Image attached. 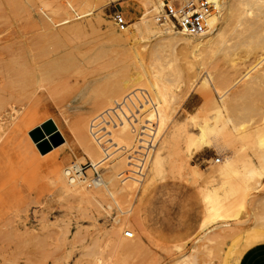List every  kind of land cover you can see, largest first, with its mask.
<instances>
[{
  "label": "rangeland",
  "instance_id": "obj_1",
  "mask_svg": "<svg viewBox=\"0 0 264 264\" xmlns=\"http://www.w3.org/2000/svg\"><path fill=\"white\" fill-rule=\"evenodd\" d=\"M96 1L0 0V38L9 39L8 47L15 45L6 64L13 63L17 71L23 67L20 62H28L17 71L22 74H12L7 66L0 76V107L8 106L14 115L5 118L0 112V264H240L258 246L240 258L251 243L240 228L250 234L264 229V177L261 185L251 186L245 174L259 167L264 152L255 142L242 148L234 140L237 125L250 130L263 125L264 49L241 42L238 33L245 26L231 22L223 38L187 53L143 32L139 18L158 15L147 13L140 5L143 0L100 7ZM116 11L125 15L132 42L115 28ZM158 27L164 31L167 26ZM258 28L264 35V22ZM19 46L23 50L18 51ZM60 51L69 57L55 59ZM138 89L153 97L155 111H148L142 122H156L159 138L147 175L141 182L123 181L120 175L128 169L129 153L112 148L104 185L82 183L87 190L101 191L96 202L65 194L62 180L70 178L65 169L97 165L104 156L93 137L94 121ZM49 118L57 121L68 144L44 158L27 132ZM216 120L225 124L226 139L231 136L233 150L219 149L225 154L213 147L197 149L199 144L184 134L174 138L176 125H186L188 134L198 138L199 126H212ZM111 132L119 147L137 146V133L127 123ZM230 152L237 156L236 172L225 176L220 172ZM179 158L203 171L205 179L177 171ZM92 175L89 170L87 178ZM212 186H223V205L233 204L232 217L225 219L229 227L214 229L206 199ZM235 192L239 195L233 200ZM128 231L134 239L126 237Z\"/></svg>",
  "mask_w": 264,
  "mask_h": 264
},
{
  "label": "bare ground",
  "instance_id": "obj_2",
  "mask_svg": "<svg viewBox=\"0 0 264 264\" xmlns=\"http://www.w3.org/2000/svg\"><path fill=\"white\" fill-rule=\"evenodd\" d=\"M129 1L132 2L131 0H97L96 2H98V4H99L98 7H100V5H103L104 6L106 4H119V3L129 2ZM156 1H157V3L155 2V0H143L142 4L140 3V5L144 8V10L147 11V13H148V11L151 10L153 13H156V15L158 14L157 17H155L153 20L152 19L151 20L148 19V17H147L148 14H147V16L146 15L141 16L139 18V20H142V22H141V25H142L141 29H143V32H145L146 34L155 36L159 40L160 43H163V44L166 43L167 44L166 46H168L170 48L175 49L177 47H181L182 50H184V51H186L188 53V52L197 51V50H199L203 46H211V45H213L216 42L215 41L216 38L217 39L218 38H223L225 36V29H226V27L231 22H233L236 25L238 24L239 26L240 25L245 26V29H243L242 31L240 29L239 30L240 32L238 33V37H239V39H240L241 42L244 43V42H247V41H252L253 43H256L257 44V47L258 48L259 47H262L264 49V35L261 32H259V30H258L259 29L258 28V25L260 23L264 22V0H218L216 2L217 3V13L216 14H212V16L210 18V29H209V31H208L207 34H205V35H203L201 37L186 36V35H184L182 33L179 34L180 32H178L175 29H173V27H169L167 25H166L167 27L164 29V31L161 30V27L160 28L158 27V23H159L158 22V19H159L160 15L162 14L163 0H156ZM42 2H43V0H42ZM226 6H228V13L225 15L226 18H223L224 10L226 9V11H227ZM38 11H40V10H38ZM46 19H47V17H46ZM76 19H80V18L77 17ZM76 19H73V20L76 21ZM76 22H78V21H76ZM71 23H73V21ZM76 24L77 23H75L74 25H76ZM75 27H77V25ZM82 27L84 28V26H82ZM108 27H109V25H108ZM174 31H176V32H174ZM11 32L12 31H10V33ZM0 33H2V32H0ZM32 33H35V32H32ZM27 35L30 36V34H27ZM121 35L127 41H131V39H130V31L127 30L125 33H122ZM133 37H134V35H133ZM8 40H7V42H8ZM134 40H135V38H134ZM172 40H177V41L174 42ZM60 41H61V39H60ZM62 41H64V40L62 39ZM7 42H5V39L3 40V39L0 38V73H1L0 76L5 73V72L3 73L1 71L4 70V68L8 66L7 65L8 63L7 62H10L11 61V58H10V61L7 60L9 58V55H10L9 52L12 50V48H15V45L13 47L12 44H11L12 46L8 47L10 44L7 45ZM56 42L58 44L59 43V40L56 41ZM252 42H250V43H252ZM11 43H13V42H11ZM71 43H69V44H71ZM243 43H242V45H243ZM26 46L29 47L28 45H26ZM161 46L163 48V45H161ZM27 47H24V51L25 52L26 51L29 52L28 50H25ZM58 47H60V46H58ZM17 49H18V51L19 50L20 51L23 50L21 46H19ZM17 49H16V51H17ZM63 51H66V50H63ZM13 52H15V51H13ZM13 52H11V53H13ZM17 53H19V52H17ZM17 53H15V54H17ZM15 54H11V57L14 55L13 56V58H14L15 57ZM62 55H63V52H61V51L60 52H56V54L54 53L55 59H58L60 57L63 58V57H66L67 56L65 54H64V56H62ZM20 57L21 56H19V59H20ZM68 57H66V58H68ZM71 58H72V56H71ZM14 59H17V58L15 57ZM19 59H17L16 61H18ZM24 59H25V56H24ZM24 59H22V61H24ZM155 60H157V59H154L153 62H155ZM20 61H21V59H20ZM263 61H264V59L262 60V62H260V61L259 62L262 64ZM25 62H26V60H25ZM259 62L256 64V66L258 64L261 65ZM20 63H21V65H19V66H21V67L23 66L24 67V64L25 63L24 64L22 62H20ZM27 63L28 62H26L25 65H27ZM12 64H11V67H10V65L8 66L11 69V73L13 74V72L15 71L17 75L19 73L22 74L21 72L17 73V71H20V70L22 71L23 67H22V69H20L21 67H17V68L20 69V70H17V71L14 68V71H13V69H12V66L13 65ZM14 64H15V61H14ZM48 64H50V63H48ZM155 64L156 63H154V66H155ZM15 65H17V64H15ZM10 69H8V70H10ZM24 69H25V67H24ZM6 70H7V68H6ZM23 71H25V70H23ZM8 72L10 73V71H8ZM12 74H10V75H12ZM256 76H257V74H256ZM9 77L10 76L8 75V78ZM4 78H7V76H5ZM11 78L12 77H10V79ZM263 78H264V75H263ZM3 79H2V82L4 80L6 81V79H4V80ZM7 80H9V79H7ZM16 80L18 82V79H16ZM20 81H21V79H20ZM6 82H5V84H7ZM12 82H14L13 79H12ZM250 82H252V81H249V83ZM14 83L16 84V82H14ZM12 85H14V84H12ZM12 85H10V86H12ZM2 86L3 85H1V87ZM12 87H14V86H12ZM4 107H0V112L5 113V115H3L2 117H4V116H5V118L11 117V116L13 117L14 115L11 114L13 111H10L11 109H8V106H7V109L10 112L7 111V109L4 108ZM6 112L8 114H6ZM2 113L0 115H2ZM3 121L4 120H2V122ZM42 123L40 125H36V126L32 127L31 129H29L27 133L28 134L30 133V136H31V138L33 140L32 139H29V140H31L32 146H34V148L36 149L37 153L40 156L46 158V157H49L50 155H52L57 149L65 146V145H67L68 144V141H67V138H66L64 132L59 128V126L57 124V121H55L53 118H49L43 124ZM262 123H263V125L256 126L257 128L255 130L248 129V127L245 126V124H243V125H241V124L240 125H237L236 126V129H235L236 135H235V139L234 140H236V142L242 143L241 144L242 145V148L243 147H247L249 144L251 145V143L255 142L257 144V146L260 148V150L262 149L263 152H264V120H263ZM182 124H185V123H182ZM224 125H222L221 122L218 121V120H216L215 123H214V125H212V126L211 125H200L199 126L200 132L198 133V136H197L198 138H194V137H192V136H190L188 134V132L186 131V125H181V126L176 125L175 126V131H174V138H177V137H180V136H184L185 135L186 136V139L189 140L190 143H193V145H194V143L196 145L199 144L197 149L204 148V146H207V147H210V148L213 147L217 151L219 149L224 150V151L225 150H227V151L233 150V149H229V146H230L229 144L231 143V141L228 139L229 136L226 135L227 136V139L225 137V131H224L225 130V126ZM229 138H231V136ZM233 147L236 148V146H234V145H233ZM232 152H230V154ZM93 155H94V153H93ZM235 155L236 154L234 153V156L232 154L230 155L232 157H230L228 155L225 157L224 164L222 165L223 168H222V171L220 172V174H223L225 176H229V175L233 174L234 172H236V170H235L236 168H234V166H235L234 164L236 162V157L237 156H235ZM92 158L94 159V157H92ZM161 161H162V157L158 156L157 163H159ZM176 163H177L176 169L180 173H185L188 176H190V177H192V178H194L196 180L205 179V177H206L205 176V173L203 171H201L200 169H198L195 165H192L189 162L184 161L181 158L177 159L176 160ZM70 170H75L77 173L80 174L81 167H80L79 164H75L70 169H68V168L65 169V172H63V173H65L66 178H67V175L70 174L69 173ZM245 171H246V173H245L246 174V177L249 180L251 186H253V185H256V186L261 185L259 183V179L261 177H264V153L262 154V156L260 158V165H259V167L258 166L256 168L250 167V168H248ZM60 179H62V178H60ZM67 179H65L66 181L64 183H63L64 180H62V184H64L63 185V187H64L63 189L65 191V194L68 193V192H70V193L73 192L77 196V199L79 201H81V202H86V203H92L93 204L94 201L95 202L97 201L96 200V199H98L97 196H99L100 195L99 193H101L100 190H87L86 187L84 188L82 186V183L83 182L81 180H79V179H72V178H67ZM210 183H212V182H210ZM103 185H104V182L101 185H96V187H101ZM61 188H62V185H61ZM256 188H258V187H256ZM256 188H254V189H256ZM221 189H223V186H212V187H209V189H207V192H206V199L211 204V206L208 208V212H209V215H210V219L215 222V228L214 229L223 228V227H229L230 226V223L228 222V220L226 221L225 219H229L230 217H232V216H230V214H231V211H232L233 204L232 205H229V206H226V205H223L220 202V190ZM245 192H246V190H245ZM233 195H234V198H231V199L235 200L238 197L239 194H237L235 192ZM244 195L245 194L243 193V196ZM233 200H232V203H233ZM262 203H264V202H262ZM245 222L248 223V221H245ZM245 222L243 223V225L246 224ZM124 226H126V225H124ZM254 226L258 227L259 225H254ZM251 228H253V226ZM230 230H232V229H230ZM240 230H242L244 233H247L246 238H247L248 241L251 242L247 246V248H245L244 251L241 253V255H240V258H241L243 256V254L249 248H251L253 245H258V244L264 243V229H262V231L253 229L252 234H250L249 231H248L249 229L247 230L245 227L240 228ZM114 239L116 240L115 237H114ZM122 245H124V244L122 243ZM120 246H121V244H120Z\"/></svg>",
  "mask_w": 264,
  "mask_h": 264
},
{
  "label": "built area",
  "instance_id": "obj_3",
  "mask_svg": "<svg viewBox=\"0 0 264 264\" xmlns=\"http://www.w3.org/2000/svg\"><path fill=\"white\" fill-rule=\"evenodd\" d=\"M218 0H163L162 14L158 22L162 25L173 27L176 31L192 37H201L210 29V18L217 12ZM112 21L119 33H125L129 29V23L123 13L116 11L112 15ZM152 95L145 89H138L126 96L123 101L116 104L111 110H107L93 123V137L103 149L104 156L101 161L81 167L80 174L71 170L70 178L79 179L89 187L101 185L105 166L116 151L129 153L128 169L120 177L123 181L143 179L148 172L154 153L159 144L157 123L146 119L142 122L148 111H155ZM145 110V111H144ZM143 111V113H142ZM127 123L134 133H137V146L132 150H125L113 143L111 128L115 129ZM220 162L219 159L216 160ZM92 170L93 175L87 178V172ZM128 239H134L132 231L126 232Z\"/></svg>",
  "mask_w": 264,
  "mask_h": 264
},
{
  "label": "crops",
  "instance_id": "obj_4",
  "mask_svg": "<svg viewBox=\"0 0 264 264\" xmlns=\"http://www.w3.org/2000/svg\"><path fill=\"white\" fill-rule=\"evenodd\" d=\"M240 264H264V244L251 248L243 256Z\"/></svg>",
  "mask_w": 264,
  "mask_h": 264
}]
</instances>
